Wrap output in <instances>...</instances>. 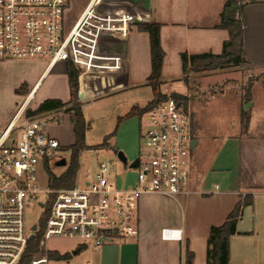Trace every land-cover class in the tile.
<instances>
[{"label": "crops", "instance_id": "crops-1", "mask_svg": "<svg viewBox=\"0 0 264 264\" xmlns=\"http://www.w3.org/2000/svg\"><path fill=\"white\" fill-rule=\"evenodd\" d=\"M225 3L226 0H69L65 15L68 29L82 17L91 20L95 15L100 16L96 9L106 12L112 19L113 25L105 30L106 37L100 36L102 48L96 52L103 57L96 61L103 66L99 72L92 76V68H88L90 60L79 55L86 70L79 80L78 96L82 97L80 103L86 121L89 120L88 107L95 104L99 105L104 117L114 120V127L103 134L107 144L102 149L124 153L127 163L120 162L127 168L125 177L131 172L135 174L129 165L139 159L136 155L141 146L142 116L128 115L143 110L154 99L147 82L151 74L150 39L147 33L138 30V25H161L160 40L165 57L160 92L164 96H181L183 94H178L171 86L178 81L188 82L183 78L182 54L220 55L228 41V32L218 28ZM244 16L246 63L239 69L249 74H264V0L247 4ZM23 63L37 75L31 81L27 78H23L24 82L20 80L16 84L21 85L19 88L14 86L16 95L24 97L20 106L36 98L37 85L50 71L46 67L40 68L36 61ZM3 64L5 62L0 66ZM59 64L57 82L67 86L68 92L55 90L53 96H45L35 110L48 99L65 104L71 101L68 64ZM246 83L242 110L231 125V133L215 136L211 150L206 153L203 147L210 140L195 121L194 139L198 140L196 147L201 148L190 157L188 193L176 198L144 195L138 204L140 233L137 237L120 239L99 249L80 243L73 249L68 264L75 260L82 264H182L186 263L187 252L193 255L192 264H207L210 230L221 226L235 206L246 198L251 204L244 207L236 226L237 234L229 240L230 264H264V100L256 98L255 82ZM21 87L23 91L17 94ZM142 92L148 93L143 95ZM144 96H147L146 100H143ZM244 106L247 110H243ZM17 110L0 119V131ZM52 114L58 127L51 131L45 128L44 131L57 140L60 147L62 142L72 141L69 146H64L71 147L75 143L71 114L65 111ZM242 118L247 119L246 128H243ZM64 128L72 133L71 140L65 135ZM85 142L87 146V137ZM124 180L123 184L127 186L134 183ZM164 229L180 230L183 240H162L161 231ZM38 255L43 256L44 264H47V255Z\"/></svg>", "mask_w": 264, "mask_h": 264}, {"label": "built area", "instance_id": "built-area-1", "mask_svg": "<svg viewBox=\"0 0 264 264\" xmlns=\"http://www.w3.org/2000/svg\"><path fill=\"white\" fill-rule=\"evenodd\" d=\"M68 6L69 0H0V63L43 58L49 59L47 70L59 63H72L80 71V80L86 70L80 55L90 60L88 68L94 75L99 72L103 67L96 64L103 58L96 54L99 32L108 27L96 33L85 31L92 42L87 45L81 39L82 48L88 51L79 49L76 38H81L80 28L89 20L82 17L68 29ZM27 106V102L20 106L0 131V264H19L24 255L32 234L26 233L25 216L32 203L39 202L45 209L52 198L40 249L47 252V241L53 237L99 249L139 235L137 210L144 195L176 198L188 193L194 133L185 100L166 95L143 114L148 126L141 127L136 179L126 188L118 187L115 165L104 163L98 165L93 179L77 181L73 188L51 189L49 181L42 186L39 167L45 168L47 159L54 166L62 157L53 153L60 149V143L43 127L54 121V115L29 117ZM41 196L44 202H40ZM161 238L183 240L182 232L173 229L162 230Z\"/></svg>", "mask_w": 264, "mask_h": 264}, {"label": "rangeland", "instance_id": "rangeland-1", "mask_svg": "<svg viewBox=\"0 0 264 264\" xmlns=\"http://www.w3.org/2000/svg\"><path fill=\"white\" fill-rule=\"evenodd\" d=\"M96 14H99L101 17L95 15L96 17L94 19L88 21L89 24L94 26L96 29L90 27L89 24H83L80 28L79 36L81 38H76L75 42L79 49L88 51L86 48H82V45L80 44V41L82 40L83 42H86L87 45H91L92 41L91 39H88L90 37L87 33H85V31L96 33L99 32V30L101 31V29L103 30L104 28L113 25L111 23L112 19L107 17L106 12L96 9ZM114 26H117V24L114 23ZM99 35H101L102 38L106 37L105 31L99 32ZM101 43L102 40L100 39L98 43V51L102 48ZM23 61H36L37 64L39 63L38 65H40V68L42 69L45 68L49 63V59L38 58L34 60L9 61L0 66V119L15 113V111L20 107V104L24 101V97L19 98V96L16 95L14 86L19 88L21 85L16 84H18L20 80H23L24 82L25 80L23 78H27L28 81H31L37 75L36 71L27 68V64L23 63ZM60 65L61 64H58L55 68L50 70L49 73L43 77L41 82L37 85L36 98L33 101H30L28 104V110L35 111V108L39 105V102L44 100L43 98L45 96H53L55 90H60L61 92L65 91L66 93L68 92L67 86L64 87L62 83L57 82L60 73ZM239 68L240 67L228 65L225 66V68L216 69L205 73H190L187 79L188 82L178 81L174 82L171 86L175 92L178 94H183L181 95V100L183 99L187 102L189 113L192 116L194 135L196 136V121L200 126H202L203 133L208 138V140H210V142L205 147H203L205 153L211 150L210 148L213 146L211 145L213 144L211 141L215 136L222 137V135L225 133H231V125L234 120L237 119L238 114L242 110V102L244 98L243 95L245 94L244 90H246L244 83L247 82L246 84L248 85L250 82H255V87H257L255 90V96L259 101L264 100V74L257 72L249 74ZM91 73H93L91 75L94 76V71ZM144 93L148 92H142L143 95ZM146 98L147 96H144L143 100H146ZM208 98L212 99L208 100ZM139 99L141 100L142 97ZM245 106L243 107V110L245 109ZM87 113L89 120L87 121L88 124L86 137L88 138L89 143L87 148L81 151L79 155L80 170L78 172L77 181L93 179L94 173L97 171L99 164H114L117 168L118 187L126 188L127 185L123 184L125 181L124 178L133 183L135 182L136 175L131 172L125 177L127 168L121 164L117 157L116 151H112L107 148H101V145L104 141L103 134L114 127V125L112 126L114 120L112 119L109 121L108 117H104L98 104L88 107ZM45 117H47V114L35 116V118L38 119H43ZM140 120L142 128L148 126L146 117H141ZM110 122L111 124L109 125ZM43 127L44 129L46 128L51 131L56 129L58 126H56V123L54 122H49ZM64 130L67 138L71 140L72 133L66 128H64ZM112 143H114V141H112ZM62 144L63 146L53 153L56 156L65 157L67 162H69L71 158V151L69 147L64 146H69L72 144V141H69V143L62 142ZM200 148L201 146H199V148L196 147L191 156L194 157ZM140 152L141 149L137 151L136 157L140 155ZM66 169L67 166L51 167V173L56 176H60L66 171ZM188 171L190 173V163ZM38 176L41 185L44 187L47 186L49 181V172L46 170V168L40 166ZM44 201L45 197L41 196L40 202ZM44 212L45 209L39 205V202L32 203L26 210L25 226L27 235H30L33 232L32 229L34 226L39 225ZM80 243L82 242L78 240L53 237L47 241V252L44 249H40L39 247L40 253L38 254L47 255L48 252L53 254L57 253L60 255L69 254L71 258L73 257V249ZM36 256L37 254L34 255L32 263ZM69 261L70 259L65 261L47 260V264H68ZM70 264L82 263L75 260V262L71 261Z\"/></svg>", "mask_w": 264, "mask_h": 264}, {"label": "trees", "instance_id": "trees-1", "mask_svg": "<svg viewBox=\"0 0 264 264\" xmlns=\"http://www.w3.org/2000/svg\"><path fill=\"white\" fill-rule=\"evenodd\" d=\"M257 0H226L222 14L221 24L219 29L228 32V41L224 43L222 53L220 55L213 54H200L188 55L182 54V69L183 78L187 81L190 73H205L216 69L225 68V66L240 67L246 63L245 52L243 48L244 28L246 20L244 16L245 6L249 3H255ZM140 32H145L149 35L150 39V56H151V74L147 79L148 85L153 91L154 99L143 110L128 115L143 116L150 107L165 99L166 96L160 92L162 67L164 62L165 53L161 46L160 30L161 25L157 23H149L138 25ZM79 76L80 71L75 68L72 63H68V81L71 89V101L67 104L60 100L48 99L44 101L35 111L28 110L29 117H35L42 114H51L54 112L65 111L71 114V120L74 127L75 143L69 147L71 151L70 161L67 163L66 171L60 176L51 173L53 163L46 160L45 168L49 172V186L51 189L73 188L77 183V176L80 170L79 155L86 146V130L87 121L82 113V106L79 101ZM264 85V84H263ZM23 91L21 87L17 94ZM173 98L181 100V96L177 94L172 95ZM243 128L247 127V119L242 118ZM107 140L101 145V148L106 146ZM52 198L49 204L45 207V212L38 225V231L34 240H29L26 251L22 256L19 264H31L34 255L40 253V241L45 231L46 221L50 214ZM251 204V201L246 198L243 202H239L233 211L229 214L226 221L218 227H213L210 230L208 238V261L207 264H230L229 258V240L230 237L237 234V223L243 214L244 207ZM43 256H36L33 264H44L45 259ZM48 260L65 261L70 259L69 254L60 255L47 253ZM193 255L187 252L186 264H192Z\"/></svg>", "mask_w": 264, "mask_h": 264}, {"label": "water", "instance_id": "water-1", "mask_svg": "<svg viewBox=\"0 0 264 264\" xmlns=\"http://www.w3.org/2000/svg\"><path fill=\"white\" fill-rule=\"evenodd\" d=\"M245 110H247V107H245ZM197 143H198V140H196V139H194L192 141L191 148H190L191 153H193L194 149L196 148ZM117 157L122 163H124V164L127 163V159H126L123 152H118ZM67 163L68 162H67L66 158L62 156L54 163L53 167H65V166H67ZM138 164H139V159L137 158L129 166H130V168H136V167H138ZM41 206H43V205H41ZM37 230H38V226H34L32 229L33 232L30 235V240L35 239Z\"/></svg>", "mask_w": 264, "mask_h": 264}]
</instances>
